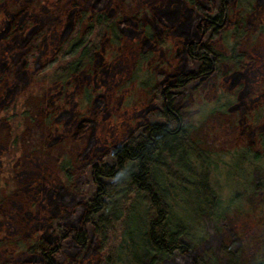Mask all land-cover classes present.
Listing matches in <instances>:
<instances>
[{
  "label": "trees",
  "instance_id": "1",
  "mask_svg": "<svg viewBox=\"0 0 264 264\" xmlns=\"http://www.w3.org/2000/svg\"><path fill=\"white\" fill-rule=\"evenodd\" d=\"M228 1H231L228 8L231 6L230 12H233L232 31L236 37L233 43L227 44L231 46L229 52L210 51L206 47L209 39L213 38L209 34L219 30L215 21H222L225 12L223 0H207L198 4L191 12L190 18L195 22L194 29L186 33L198 38L201 33L200 19H203L206 23V35L195 46L192 57H189L187 72L190 71L188 74L197 79H190L183 87L184 90L180 86L168 88L173 106L177 107L180 105L179 100L192 96L194 87L191 86L203 79L207 75L206 70L211 67V54L214 53L219 58L220 65H232L231 70L245 67L247 55L240 49L245 44V38L252 35L245 16L248 13L247 6L244 7L243 0ZM189 2L194 5L199 0ZM257 5L250 9L251 16L263 19ZM80 6L81 3H74L68 12L65 11L63 18L61 14L57 15L56 24L62 22L70 38H63L54 51V57L45 59L41 67L32 73L37 78L36 83H39L35 94H32L34 103L31 104L30 99L28 102L25 98L21 99L19 95L10 100L2 97L0 92V144L5 145V167L0 166V173L7 170L15 172L20 156L18 150H21L26 133L25 126L45 119L46 127L52 128L54 110L63 95L58 90L65 91L70 79H78L82 73L97 69L95 60L103 42L111 34L113 39L118 38L117 20L108 12L100 9L89 12ZM61 18L62 21L58 22ZM86 21H89L87 25ZM40 23L38 17L29 13L26 7L13 13L4 31L7 40L0 38L2 59L5 61L0 85H12L14 61L11 57L14 52L18 55L19 49L22 50L23 68L26 71L31 68L49 34L48 30L51 29L45 19H40ZM262 23L255 25L259 35L264 34ZM29 30L27 37L18 41V37ZM6 43L12 45L10 51H6ZM210 81L211 79L203 81L202 88H209ZM147 84L150 86L149 82L142 83L148 89ZM151 86L150 92L159 95V102L152 107L146 121L137 125L125 139L88 162L86 169L90 175L81 189L83 200L79 209L65 217L51 216L48 237L42 234L26 240L20 236L12 238L8 235V242L11 240L13 246L33 256L23 264H61L60 257L65 250L74 252L71 259L72 262L77 261L75 259L79 255L89 251L94 238L98 241L101 264H121L122 260L126 264H245L243 237L236 235L229 222L231 203L235 201V197L231 195L227 199L215 186L213 166L217 167L218 163L212 156L214 152L205 150L202 143L193 137L195 127L189 121V111L182 110L178 118L164 106L162 91L158 90L156 84ZM87 98L91 100L92 96ZM187 102L181 101V104L186 107ZM223 106L217 110L222 114L226 112L222 109ZM40 107L45 113L44 119L40 116ZM256 108L264 109V101ZM256 117L264 118V112L262 116ZM257 135L254 144L246 149L233 151V158L236 155L240 158L239 162L234 161L230 165L233 169L238 166V175H241L239 170H244L247 166L255 167L256 176L252 181H260L258 186L264 183V130ZM8 138L9 148L6 145ZM62 139L58 138L56 142ZM178 164L184 168V172L173 170ZM84 170V166L74 162L63 163L60 168V171L66 173L69 183L75 172ZM44 178L47 181V177ZM37 180H28L27 183H30L26 191L36 193L39 190L42 193V189L37 190L34 185ZM3 181H7V178L0 176L1 190L7 187ZM177 186L183 189L186 203L189 201L191 204H184L180 214L173 205L175 194H178L177 189H174ZM24 187L19 186L15 191L13 188L10 195H19ZM257 264H264V241Z\"/></svg>",
  "mask_w": 264,
  "mask_h": 264
},
{
  "label": "rangeland",
  "instance_id": "2",
  "mask_svg": "<svg viewBox=\"0 0 264 264\" xmlns=\"http://www.w3.org/2000/svg\"><path fill=\"white\" fill-rule=\"evenodd\" d=\"M124 1L127 10H131L132 6L149 9L150 5L151 11L158 20L163 18L172 23L174 28L180 32L188 30L191 32L194 29L195 22L190 18L192 15L190 4L185 3L184 0ZM243 1L245 2V0ZM79 2L86 11L103 9L112 13L113 7L117 3L120 5L121 0H101V2L98 0H0L1 39L3 37V40H7L4 31L7 29L13 13L25 7L29 13L38 17L39 24H41L40 19H45L51 28L29 70L26 71L23 68L22 50H18V55L15 52L12 53L11 58L14 61L12 79L14 80L11 81L12 85H0L2 97L12 100L19 95L21 99L25 98L27 102L30 99L31 104L34 103L32 94H35L39 83H36L37 78H34L32 73L41 67L45 59L54 57V51L62 43L63 38L64 40L70 38L65 25L62 22L56 24L57 15L61 14L63 18L65 11L68 12L72 8L71 5ZM257 6L263 13L262 5L258 3ZM122 16L126 18L129 13L125 12ZM62 18L58 22L62 21ZM262 22L264 23V18L247 17L248 28L252 35L245 38V44L240 50L253 56L255 63L251 68L247 66L242 68L243 79H236L240 73L239 70L229 71L230 79H222L219 75L216 78L212 76L209 88L192 91V96L189 99L182 100V102L188 101L186 108L189 110L188 115L190 114L189 121L195 127L193 137L202 143L205 150L214 152L212 156L217 159V167L213 166L215 186L222 191L227 199L231 195L235 197V201L231 203L229 222L236 235L243 237L245 264H257L262 251L264 183L258 187L257 184L260 181H252L256 176L255 167L247 166L248 168L239 170L241 175H238L236 172L239 169L238 166H236L237 169H233L230 164L234 161L239 162L240 158L238 155L233 158V151L246 149L247 146L254 144L258 138V132L264 130V118L256 117L257 115L262 116L264 112V109L256 108L264 101L261 96L264 93V34L259 35L258 30H255V25ZM85 25L87 24L85 23ZM129 26L126 28L122 25V28H125V34L123 44L120 45L121 48L109 46L108 52L100 49L95 60L98 68L90 72L91 80H89L90 73H82L78 79L69 80L68 88L65 91L58 90L62 91L63 95L54 110L55 118L52 128L46 127L43 117L45 113L41 111V107L39 113L44 120L40 119L35 124L27 126L23 124L26 133L22 139L21 150H18L21 161L13 177L16 178L20 186L25 187L21 189L20 195H10L12 188H7L10 190L9 199L5 204V213L0 214V227L2 230L6 229L10 237L20 236L26 240L42 234L48 237L51 216L65 217L66 214L79 209L83 200L81 189L84 188L90 175L86 169L89 166L88 161L95 160L98 154L100 155L108 147L125 139L137 125L146 121L153 104H155L151 99L150 90L153 87L151 85L156 84L158 90L163 91L168 84L170 73L189 67L187 66L189 59L184 51L173 53L161 50L155 52L153 66L145 64L146 68L135 67L136 52L129 46L130 40H132L133 25ZM163 26V24H154V29L160 34ZM29 32L30 30L19 36L18 41L25 39ZM230 35L222 34L218 51L229 52L221 42L224 41L226 44L234 42L236 37L234 36L231 41ZM105 43L107 40L103 42V44ZM147 44V39L142 38L141 47H146ZM6 45V51H10L12 45L10 43H6ZM104 55L107 56L106 59H109L108 63L103 61ZM2 57L3 53L0 49V75H3L5 71V61ZM166 59L170 60L168 64L165 62ZM159 62L164 67L157 65ZM132 71H137L133 74L137 77L132 78ZM148 71L155 72L159 79L157 77L153 79L152 73ZM162 71L166 72V75L161 73ZM237 80L240 81L233 88L232 84ZM143 82L150 83V86L147 84L148 89L142 85ZM87 87H91L94 92L91 100L82 90ZM13 93L15 94L13 95ZM101 95L104 97L101 98ZM221 105H224L222 108L226 111L224 114L217 111ZM84 118L88 119L85 122L87 131L75 140L73 134L78 130L79 124ZM94 120L97 121V124ZM62 135L66 140L62 139L57 143V139ZM70 162L85 167L84 171L74 173L71 183L66 180V173L60 171L63 163ZM173 170L185 171L180 164L174 166ZM44 176L47 177V181ZM32 178L38 179L34 185L37 190L38 188L42 189V193L39 190L36 193L26 191V187L30 183L27 181ZM46 185L47 188H44ZM170 185H172L171 182ZM174 189H177L178 194H175L173 205L180 214L183 212L184 204L187 206H191V204L189 201L188 204L186 203L187 200L180 186ZM185 216L187 217V215ZM10 242L7 240L0 243V264H23L25 260L33 257ZM91 243L93 244L89 251H86L82 256L79 255L75 259L77 261L74 262L71 259L74 252L63 251L60 263L101 264L97 238H94ZM121 264L126 263L122 260Z\"/></svg>",
  "mask_w": 264,
  "mask_h": 264
},
{
  "label": "flooded vegetation",
  "instance_id": "3",
  "mask_svg": "<svg viewBox=\"0 0 264 264\" xmlns=\"http://www.w3.org/2000/svg\"><path fill=\"white\" fill-rule=\"evenodd\" d=\"M99 2H101V0H98ZM185 3L189 4L191 2V0H184ZM205 0H199V2H195L193 3L194 5H190L191 10H195L196 6L198 4L203 3ZM81 3V2H79ZM227 3L230 4L231 1L227 0ZM261 4L264 10V0H245V6H247V10L248 13H245V16L247 17H251V12L250 9L252 8V6H256V4ZM228 4H226V1L223 0V8H224V15L222 18V21L219 23L217 21H215L217 28H219V30L215 29L217 32L210 33L209 36L213 37L211 39H207L209 41V43L207 42L206 47L208 48V50L210 51H214L217 50L218 51V44L219 42L222 40V34H225V32L227 33V35H230L231 32V41L234 38V33L232 31V27H233V21H232V17H233V12H230V8L231 6L228 8ZM236 4V3H235ZM234 4V5H235ZM125 1L121 0L120 5L117 3L114 7H113V12L109 13V15L113 18H115L117 20V26H116V31L118 32V38L113 39L112 35H109V38L107 39V43L102 44L100 49H103L104 52H108L109 51V46H116V47H120L121 48V44H123V40H124V34H125V28H122L123 26H131L132 27V40H130V47H132V49L136 52V60L134 62V66H140L142 68H146V65H152L154 64V58H155V52L157 50H161L163 51H167V52H180V51H184L185 55L188 57H192L195 46L199 43H201L203 41V39L205 38L206 35V23H204L202 20L200 19V23L199 25L201 26V33L198 35L197 37L192 36L191 34L189 35L188 33L184 32H180L177 29L174 28L172 23H169L167 21H165L163 18H159V20L154 16L153 11H151V6L149 5V9L148 8H142L140 6H132L131 10H127V7L125 6ZM243 7V8H244ZM80 8H83L80 6ZM130 9V7H129ZM259 9V8H258ZM82 10V9H79ZM103 10V9H100ZM104 11V10H103ZM106 11V10H105ZM129 13V16H127L126 18H123L122 15H124V13ZM260 17L264 16V12L262 13L260 10L258 11ZM71 13H73L71 11ZM181 14L183 13L182 11L180 12ZM180 14V15H181ZM203 18V17H202ZM90 20V18L88 19ZM89 21H86L85 23L87 24ZM154 24L155 25H161L163 24V28L161 29L160 34L157 33L154 29ZM129 26V27H130ZM220 38V40L218 41V39ZM142 38L147 39V46L146 47H141V43H142ZM178 39V40H177ZM227 49H230L231 46H228L224 41L221 42ZM233 43V42H231ZM177 46V48H176ZM147 53V54H146ZM148 54H150L149 56H147ZM175 55V54H174ZM246 59H245V67L247 66L248 68H251V66L254 65L255 61H254V57L251 56L250 54H248L246 52ZM107 56L104 55L103 56V61H106V63H108L109 59H106ZM147 58H150L149 60H146ZM106 59V60H105ZM209 59L211 60V67L209 70H206V76L201 79L200 81H198L197 83H195L193 86H191L192 88L194 87V90H202V83L203 81H206L208 79H211L212 76L216 78L217 75H219L222 79H230L229 78V71L233 72L235 70H239L240 73L237 75L236 79H243L244 74L242 68L241 69H234L231 70V68L233 67L231 66H227V65H220L219 63V58L214 56V53L211 54L209 56ZM164 62V61H162ZM165 62H170L169 59H166ZM156 65V64H155ZM157 65L159 66H163L161 65V63L159 62ZM156 65V66H157ZM187 66H189V64H187ZM221 66V67H220ZM164 67V66H163ZM166 67V64H165ZM189 68V67H188ZM188 68H185L184 70H180L178 72H174V73H170L168 75V84L164 87L162 94H163V100H164V106H166V109L171 112L172 114L176 115L179 118V113L182 110H186L189 111L186 107H184V104H181L182 100L180 101V105L173 106L170 100V95H169V91L168 88L169 87H181V90H184V86H186V84L188 82H190V79H197V77H195L194 75H189L187 72ZM244 68V67H243ZM152 70V69H151ZM137 71H132L131 76L132 78H135L137 76H134L133 74H135ZM149 73H152L153 79L154 77H157V79H159V76H157V74L155 72H151L148 71ZM161 73H164L163 71ZM148 74V73H147ZM164 75H166V72L164 73ZM91 80V76H89ZM105 81V80H104ZM240 80H237L233 83L232 87H236L237 84L239 83ZM137 82H139V79H137ZM184 87V88H183ZM84 92H86L87 97L89 95H94V92L92 91L93 89L90 88H83L82 89ZM151 94V99L152 102L155 103L153 104V106L157 105L156 103L159 102L157 100V98H159V95H156L155 93L150 92ZM264 98V93L261 95ZM95 97V96H94ZM101 98H103L104 96L101 95ZM181 97V96H180ZM259 100V99H258ZM260 102V101H259ZM217 103V102H216ZM214 105H217L214 103ZM183 109H182V107ZM218 108V107H217ZM219 109V108H218ZM88 119L84 118L81 123L79 124V128L76 132H74L73 137L76 140L77 138L81 137L86 131H87V124L85 122H87ZM94 122L97 124V121L94 120ZM64 135H62L60 138H64ZM9 142H10V138H8V144H6L9 148ZM1 143V142H0ZM1 146V144H0ZM5 145L0 147V158H1V162L2 164L0 165L1 167L4 165L5 167V159H4V151H5ZM106 150V149H105ZM104 150V151H105ZM103 152V151H102ZM2 155V157H1ZM21 161V155L18 158L17 164H16V169L18 168V165ZM89 162V161H88ZM0 176H4L7 178V181H3L2 183L4 185H6V188H3L1 190L0 188V201H2V203H0V214H4L5 213V204L8 201L9 197H8V193L10 192V187L15 190L18 189V187L20 186L17 181L16 178L13 177L14 173H12L10 170H7V172H1ZM23 183V181H22ZM13 186V187H12ZM7 188H9L7 190ZM18 193V192H16ZM20 195V194H19ZM9 239L8 236V232L6 229H1L0 227V243H4L5 240Z\"/></svg>",
  "mask_w": 264,
  "mask_h": 264
}]
</instances>
